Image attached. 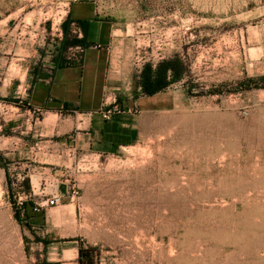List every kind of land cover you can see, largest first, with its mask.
Here are the masks:
<instances>
[{
	"label": "rangeland",
	"instance_id": "rangeland-1",
	"mask_svg": "<svg viewBox=\"0 0 264 264\" xmlns=\"http://www.w3.org/2000/svg\"><path fill=\"white\" fill-rule=\"evenodd\" d=\"M83 2L133 73L139 134L113 155L75 146L76 112L3 96L81 56ZM164 61L169 85L137 89ZM0 264H264V0H0Z\"/></svg>",
	"mask_w": 264,
	"mask_h": 264
},
{
	"label": "crops",
	"instance_id": "crops-1",
	"mask_svg": "<svg viewBox=\"0 0 264 264\" xmlns=\"http://www.w3.org/2000/svg\"><path fill=\"white\" fill-rule=\"evenodd\" d=\"M71 16L78 21L79 39H84L85 43L80 58L63 66L53 65V62L43 64L24 92L9 87L3 96L10 95L14 100L8 99V106L13 104L18 110L24 103L29 112L36 108L42 114L63 109L76 112L79 122L73 127L75 146L95 154L113 155L135 141L139 134L137 115L124 110L105 119L99 110L113 103L118 94L126 95L120 107L130 104L127 96L133 73L121 77L116 74L121 65H117L120 60L113 54V17L92 9L87 2L74 7ZM142 64L138 66V74ZM136 87L141 88L139 82ZM140 98L132 102L136 105Z\"/></svg>",
	"mask_w": 264,
	"mask_h": 264
},
{
	"label": "trees",
	"instance_id": "trees-1",
	"mask_svg": "<svg viewBox=\"0 0 264 264\" xmlns=\"http://www.w3.org/2000/svg\"><path fill=\"white\" fill-rule=\"evenodd\" d=\"M67 43L85 44L84 39H74ZM169 71H174L169 61L159 63L155 69L146 63L139 74V85L143 93L152 95L168 86L170 83Z\"/></svg>",
	"mask_w": 264,
	"mask_h": 264
},
{
	"label": "built area",
	"instance_id": "built-area-1",
	"mask_svg": "<svg viewBox=\"0 0 264 264\" xmlns=\"http://www.w3.org/2000/svg\"><path fill=\"white\" fill-rule=\"evenodd\" d=\"M78 35L80 36V33H78ZM73 49H76V50H79L80 52H83L84 47L78 45V46H74ZM79 58H80V56L74 57L73 60H78ZM122 111H124L123 108H121L118 104H116L114 102L111 103L109 106L99 110V112L101 113V115L105 119H109L111 117L112 113L122 112ZM32 113L39 114V113H41V110L39 108H36V109L32 110ZM59 199L60 198L58 195L51 196L46 200L45 203L56 205L59 202Z\"/></svg>",
	"mask_w": 264,
	"mask_h": 264
},
{
	"label": "bare ground",
	"instance_id": "bare-ground-1",
	"mask_svg": "<svg viewBox=\"0 0 264 264\" xmlns=\"http://www.w3.org/2000/svg\"><path fill=\"white\" fill-rule=\"evenodd\" d=\"M51 117H52V116H49V117H48V119H51ZM48 119H47V120H48ZM54 119H55V118H54ZM45 120H46V119H45ZM45 120H44V121H45ZM47 120H46V122H48V121H49V120H48V121H47Z\"/></svg>",
	"mask_w": 264,
	"mask_h": 264
}]
</instances>
